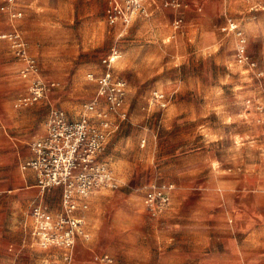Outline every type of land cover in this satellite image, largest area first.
I'll use <instances>...</instances> for the list:
<instances>
[{
	"label": "rangeland",
	"instance_id": "obj_1",
	"mask_svg": "<svg viewBox=\"0 0 264 264\" xmlns=\"http://www.w3.org/2000/svg\"><path fill=\"white\" fill-rule=\"evenodd\" d=\"M150 3L148 15L111 25L108 0H25L17 18L2 11L0 2V34L14 27L21 31L49 87L43 100L16 110L26 82L10 42L0 39V264L1 253L37 249L31 207L11 206L26 186L21 162L30 143L54 110L75 120L83 115L98 91L89 75L103 73V58L113 50L121 53L112 70L125 82L126 116L110 115L100 157L119 181L105 191L100 213L106 229L113 232L116 224L124 235L153 233L147 223L153 215L143 204L153 181L174 186V205L189 200L186 187L224 173L230 182L242 179L246 192L257 191L264 203V33L253 39L241 24L261 22L264 31V2L250 14L240 0H180L178 7ZM231 22L238 28L231 30ZM208 130L224 136L211 140L216 136ZM60 197V190L48 192L51 208ZM13 218L16 227H8ZM94 223L93 217V236L99 227ZM128 261L119 264H142L141 258Z\"/></svg>",
	"mask_w": 264,
	"mask_h": 264
},
{
	"label": "built area",
	"instance_id": "obj_2",
	"mask_svg": "<svg viewBox=\"0 0 264 264\" xmlns=\"http://www.w3.org/2000/svg\"><path fill=\"white\" fill-rule=\"evenodd\" d=\"M3 1L2 11L10 12L13 17H22V11L14 9L18 0ZM163 1L180 6V0ZM150 2L108 0L107 19L111 24H128L140 16L148 15ZM181 21L176 20V25ZM237 28L238 25L231 22L230 29ZM0 39L11 43L14 53L22 62L19 74L27 81L26 93L14 102L13 107L16 110L31 107L45 98L49 87L42 79L36 59L30 54L21 31L2 33ZM241 43V61L245 62L249 57L245 52L244 38ZM117 54L118 51L113 50L103 58L105 70L99 77L89 75L90 80L97 81L98 91L94 100L86 105L83 115L75 120L62 109L54 110L47 122L46 132L32 140L31 154L21 163L23 172L30 170L34 173L39 190V200L31 208L32 236L43 248H63V256L67 261H71L79 241H88L92 237L84 214L90 207V197L99 191L119 186L113 167L100 158L110 134L111 116L118 112L126 116L122 110L125 82L115 76L112 70ZM52 189L61 192L60 205L56 210L44 199ZM173 191L174 186L171 184L151 182L144 198L145 207L152 215L165 212L170 207ZM96 259L102 264L114 263L113 257L107 253L96 255Z\"/></svg>",
	"mask_w": 264,
	"mask_h": 264
},
{
	"label": "crops",
	"instance_id": "obj_3",
	"mask_svg": "<svg viewBox=\"0 0 264 264\" xmlns=\"http://www.w3.org/2000/svg\"><path fill=\"white\" fill-rule=\"evenodd\" d=\"M23 1L25 0H18L14 9L19 11ZM240 2L243 12L250 14L264 0ZM4 12L13 17L10 12ZM107 22L109 23L108 19ZM241 24L253 39H256V36L261 37L264 33L261 22L250 21ZM13 30L19 29L14 27L11 31ZM15 57L20 69L22 62L16 54ZM21 79L24 80L22 77ZM24 81L27 85V81ZM46 127L45 122L35 137L44 134ZM208 131L216 136L211 140H220L224 136L214 130ZM30 154L31 152L24 157V161ZM23 178L26 186H23V191L14 197L11 203L13 210L22 204L32 208L39 200L34 173L30 170L23 172ZM229 179L230 176L224 173H211L204 181L186 187L191 190L189 200H180L173 205L172 197L167 212L153 215V218L147 220L152 226L153 233L142 235L118 233L119 228L116 224L110 229L113 232L106 229L108 226L103 223L100 211L104 199L107 198L105 191L110 189L99 191L90 197V207L84 212L92 237L88 241L82 240L77 243L71 261L65 260L63 248H43L31 234L32 246H36L37 249L20 250L13 256L1 253L3 255L1 264H102L96 259V255L105 253L113 257V264H119L121 259L128 263V260L134 258H141L142 264H264L263 198L257 191L246 192L247 188L242 179L237 183L230 182ZM44 199L47 202V195ZM60 201L61 197L57 208L52 207L53 210L58 209ZM93 217L94 225L99 226L95 227L97 230H93L94 236L90 224ZM11 226L16 227L14 218L9 220L8 227Z\"/></svg>",
	"mask_w": 264,
	"mask_h": 264
},
{
	"label": "bare ground",
	"instance_id": "obj_4",
	"mask_svg": "<svg viewBox=\"0 0 264 264\" xmlns=\"http://www.w3.org/2000/svg\"><path fill=\"white\" fill-rule=\"evenodd\" d=\"M120 56H121V53H120V55H119V53L116 55V59L118 60L119 58H120ZM117 62V61H116ZM25 177V176H24Z\"/></svg>",
	"mask_w": 264,
	"mask_h": 264
}]
</instances>
